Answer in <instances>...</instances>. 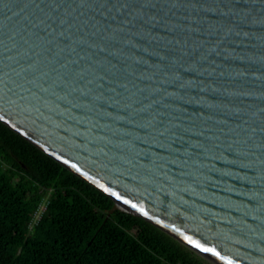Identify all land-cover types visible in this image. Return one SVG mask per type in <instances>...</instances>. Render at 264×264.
Returning a JSON list of instances; mask_svg holds the SVG:
<instances>
[{"label":"water","instance_id":"95a60500","mask_svg":"<svg viewBox=\"0 0 264 264\" xmlns=\"http://www.w3.org/2000/svg\"><path fill=\"white\" fill-rule=\"evenodd\" d=\"M105 2L0 0V121L109 216L264 264V0Z\"/></svg>","mask_w":264,"mask_h":264},{"label":"trees","instance_id":"16d2710c","mask_svg":"<svg viewBox=\"0 0 264 264\" xmlns=\"http://www.w3.org/2000/svg\"><path fill=\"white\" fill-rule=\"evenodd\" d=\"M114 205L0 121V264H209L141 217L109 216Z\"/></svg>","mask_w":264,"mask_h":264},{"label":"snow or ice","instance_id":"6c2138e0","mask_svg":"<svg viewBox=\"0 0 264 264\" xmlns=\"http://www.w3.org/2000/svg\"><path fill=\"white\" fill-rule=\"evenodd\" d=\"M108 5H111L112 8H115L117 10V12H119L120 10L122 9H126L129 7V5L127 3H120V0H116L115 3H113V0H106L105 4L103 5L104 7H107ZM107 190V189H106ZM122 199V197H121ZM125 203L127 204H131V206L133 208H136L137 205L133 204L130 200H126ZM139 211L143 212V214L145 216L148 215V213L143 209H139ZM186 239L188 240V242L190 244H194V246L197 248V249H200L201 251L205 252V253H211L212 255L214 256H217L219 257L220 256V253L217 252L214 248H208V247H205L204 245L196 242V241H193L191 238L189 237H186ZM222 258V257H221Z\"/></svg>","mask_w":264,"mask_h":264},{"label":"built area","instance_id":"2783aa9c","mask_svg":"<svg viewBox=\"0 0 264 264\" xmlns=\"http://www.w3.org/2000/svg\"><path fill=\"white\" fill-rule=\"evenodd\" d=\"M45 208H46V202L43 203L39 209V211L37 212V214L34 216L33 218V221L31 223V226L30 228L33 229L35 225H37V223L40 221V219L42 218L43 216V213L45 211Z\"/></svg>","mask_w":264,"mask_h":264},{"label":"rangeland","instance_id":"374dc122","mask_svg":"<svg viewBox=\"0 0 264 264\" xmlns=\"http://www.w3.org/2000/svg\"><path fill=\"white\" fill-rule=\"evenodd\" d=\"M206 261V260H205ZM207 262V261H206ZM209 263V262H208ZM210 264V263H209Z\"/></svg>","mask_w":264,"mask_h":264}]
</instances>
